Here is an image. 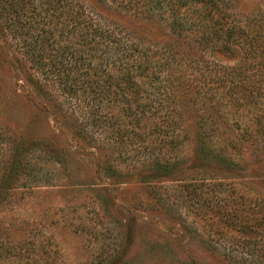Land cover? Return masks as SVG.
<instances>
[{
    "label": "trees",
    "instance_id": "trees-1",
    "mask_svg": "<svg viewBox=\"0 0 264 264\" xmlns=\"http://www.w3.org/2000/svg\"><path fill=\"white\" fill-rule=\"evenodd\" d=\"M233 2L96 0L127 24L88 0H0V70L21 72L32 102L17 134L2 117L15 105L0 85V192L39 186L34 173L69 168L78 154L107 157L99 170L115 185L123 172L111 162L124 156L146 169L130 182L150 185L152 207L191 205L218 241L259 250L229 258L264 264V172L255 168L264 167V21L242 18ZM246 115L240 136L220 134ZM162 181L176 183V198Z\"/></svg>",
    "mask_w": 264,
    "mask_h": 264
},
{
    "label": "rangeland",
    "instance_id": "rangeland-1",
    "mask_svg": "<svg viewBox=\"0 0 264 264\" xmlns=\"http://www.w3.org/2000/svg\"><path fill=\"white\" fill-rule=\"evenodd\" d=\"M88 1L110 18L127 23L96 0ZM233 12L249 21H264V0H234ZM219 59L233 63L224 56ZM22 78L14 68L0 70L2 91L15 105L2 117L17 134L23 123V107L32 106L27 94L31 88ZM249 120L247 115L242 117L239 130L231 120L221 123L219 132L228 138L240 136ZM184 129L190 142L183 145L181 154L189 156L195 121L188 119ZM60 141L67 143L63 137ZM98 157L99 162L94 154H78L69 168L51 163L45 175L34 173L39 186L28 184L0 192V264H258L251 262L249 255H244L247 263L229 258L231 251L259 254V250L253 243L236 250L234 241H218L206 225L209 223L201 220L191 205L183 209L178 204L175 209L152 207L158 199L152 198L150 185L130 182L131 177L146 172L141 165L124 156L114 158L111 164L123 173L117 174L119 183L113 185L104 170H99L110 161L101 154ZM261 165H255L257 172H264ZM242 173L254 174L250 168ZM174 185V181H162L156 187L176 198ZM101 196L109 202L102 204Z\"/></svg>",
    "mask_w": 264,
    "mask_h": 264
}]
</instances>
